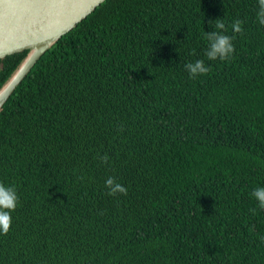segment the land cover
<instances>
[{"label":"trees","instance_id":"16d2710c","mask_svg":"<svg viewBox=\"0 0 264 264\" xmlns=\"http://www.w3.org/2000/svg\"><path fill=\"white\" fill-rule=\"evenodd\" d=\"M256 12L106 0L49 49L0 110V183L19 197L0 264H264ZM216 19L235 35L226 62L205 56ZM28 53L0 59V89ZM196 60L210 71L191 79ZM110 176L126 196L106 194Z\"/></svg>","mask_w":264,"mask_h":264},{"label":"water","instance_id":"95a60500","mask_svg":"<svg viewBox=\"0 0 264 264\" xmlns=\"http://www.w3.org/2000/svg\"><path fill=\"white\" fill-rule=\"evenodd\" d=\"M106 0H0V59L27 57L0 89V110L37 62Z\"/></svg>","mask_w":264,"mask_h":264},{"label":"clouds","instance_id":"9594fccd","mask_svg":"<svg viewBox=\"0 0 264 264\" xmlns=\"http://www.w3.org/2000/svg\"><path fill=\"white\" fill-rule=\"evenodd\" d=\"M256 18L261 26H264V0H257ZM209 26L213 29L211 32H205L204 38L208 42V47L205 56L208 61L226 62L231 60L235 52L233 40L235 35H228V28L222 19L210 20ZM243 22L239 19L234 20L231 25V30L234 34H242L244 29ZM185 70L189 73L191 79L205 76L209 73L210 67L205 63V60H196L185 65ZM98 159L107 164L109 157L105 154ZM107 195L110 197L126 196L127 188L119 183L115 177H108L105 181ZM252 197L258 202V207L264 210V187L255 188ZM19 202V197L15 187L0 183V234L7 235L12 224V213L16 210ZM255 214V209L252 210ZM264 241V237L261 238Z\"/></svg>","mask_w":264,"mask_h":264}]
</instances>
